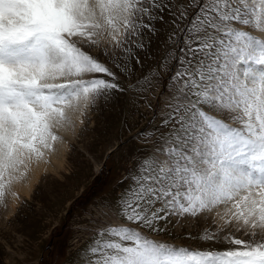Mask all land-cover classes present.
Returning a JSON list of instances; mask_svg holds the SVG:
<instances>
[{
  "label": "snow or ice",
  "instance_id": "6c2138e0",
  "mask_svg": "<svg viewBox=\"0 0 264 264\" xmlns=\"http://www.w3.org/2000/svg\"><path fill=\"white\" fill-rule=\"evenodd\" d=\"M254 31L264 33V0H0V202L118 94L129 130L142 108L152 114L73 264H264V39ZM210 212L219 223L199 239L227 247L152 238Z\"/></svg>",
  "mask_w": 264,
  "mask_h": 264
},
{
  "label": "rangeland",
  "instance_id": "374dc122",
  "mask_svg": "<svg viewBox=\"0 0 264 264\" xmlns=\"http://www.w3.org/2000/svg\"><path fill=\"white\" fill-rule=\"evenodd\" d=\"M253 35L262 39L258 31ZM162 91L163 85H157L154 95ZM117 96L104 110L91 109L82 117L83 131L71 134L66 141L58 174L48 172L41 176L29 195L19 193L14 205L6 203L9 211L2 208L0 264H73L85 247L91 235L86 229L93 227V214L99 217L103 212L97 205L114 197L117 181L131 166L130 153L137 146L136 141L129 143L131 137L152 114L148 108H142V117L129 119V124H135L129 130L122 116L125 98ZM151 102L155 104L156 100ZM206 216L207 222L202 225L189 218L170 226V235L152 238L192 248L227 247L223 242L199 239L204 228L215 231L219 223H213L215 212ZM235 235L247 239L242 233Z\"/></svg>",
  "mask_w": 264,
  "mask_h": 264
},
{
  "label": "bare ground",
  "instance_id": "6f19581e",
  "mask_svg": "<svg viewBox=\"0 0 264 264\" xmlns=\"http://www.w3.org/2000/svg\"><path fill=\"white\" fill-rule=\"evenodd\" d=\"M259 34H261L262 39H264V33ZM70 136L71 133L64 134V143H57L54 151L46 152L44 158L39 161H34L30 165L26 176L20 181L14 183L11 191L6 193L5 201L0 202V211L2 208H7V211H9L8 207H5L6 203L7 205H14L17 202L19 193L29 195L33 184L36 183L41 176H45L48 172L54 174L59 173L58 169L61 167L62 159H64L66 153V141H68ZM12 192L16 195L13 196ZM220 210H223V208L219 209V211Z\"/></svg>",
  "mask_w": 264,
  "mask_h": 264
}]
</instances>
